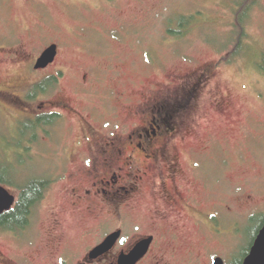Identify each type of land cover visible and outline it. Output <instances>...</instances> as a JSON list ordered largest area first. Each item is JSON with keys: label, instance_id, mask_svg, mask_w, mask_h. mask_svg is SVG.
<instances>
[{"label": "rangeland", "instance_id": "rangeland-1", "mask_svg": "<svg viewBox=\"0 0 264 264\" xmlns=\"http://www.w3.org/2000/svg\"><path fill=\"white\" fill-rule=\"evenodd\" d=\"M104 1L0 0V178L22 185L58 174L56 160L61 157L82 162L95 141L92 134L96 131L102 138L112 130L91 120L98 108L99 114L105 111V94L118 99L121 124L112 131L120 135L137 128L135 116L143 105L172 99L179 103L173 109L183 112L174 115L177 122L172 130L177 138L171 141L185 142L181 147L184 158H216L220 168L210 161L204 172L216 185L225 184L231 211H217L210 232L188 222L180 231L182 246L169 247L163 255L175 264L194 260L210 264V251L211 258L219 255L227 264H241L263 221L245 214L257 209L264 212V0H112L107 5ZM193 16L196 22L189 31L178 32V20ZM172 21L178 23L173 27ZM242 29L247 40L242 55L234 58ZM170 31L183 37L177 40ZM51 46H58L57 64L37 75L34 67ZM86 75L98 83L84 82ZM51 77L58 84L50 85L49 97L69 103L75 111L77 106L79 115H67L66 126L51 144L42 138L31 144L36 139L23 130L27 126L23 116L35 111L31 87ZM44 95L38 96L41 103L47 99ZM15 99L19 104L10 101ZM225 163L230 165L224 176L221 166ZM201 178H196L199 184L205 183ZM10 185L3 187L19 199V191ZM199 187L203 185L192 196L200 201ZM209 190L218 196L213 199L222 201L223 188ZM153 197L151 188L145 190L143 203L129 216L128 225L142 226L143 237L153 233L159 219L156 213L164 208L161 203L152 204ZM51 204L52 209L39 207L34 213L41 259H55L65 248L83 253L91 247L94 240L84 237L91 223L68 228L62 239L57 222L66 209ZM217 204L211 203L207 212H214ZM170 226L163 223L164 230ZM35 237L31 231L21 240L32 243ZM9 239L0 235L1 258L7 252L4 247L11 245ZM42 244L48 246L45 251ZM10 250L6 255L20 253L17 246Z\"/></svg>", "mask_w": 264, "mask_h": 264}, {"label": "flooded vegetation", "instance_id": "flooded-vegetation-1", "mask_svg": "<svg viewBox=\"0 0 264 264\" xmlns=\"http://www.w3.org/2000/svg\"><path fill=\"white\" fill-rule=\"evenodd\" d=\"M111 1L105 0L104 2L107 5L112 4ZM49 49H46L34 67L37 75L47 73L57 64L59 56L55 64L48 69L36 70L39 61ZM31 70L33 71V67ZM109 72L111 71L105 75H109ZM91 79L90 75H86L84 82L98 83V81ZM57 84V78L51 77L31 87L30 97H35L33 101L34 103L36 101L35 111L30 116L25 113L23 117L27 121L25 123H32L33 129L30 134L38 143L39 139L42 138L47 144H51L58 131L66 126L67 115L71 112L79 115L77 106L75 111L72 106L68 105L69 103L57 102L55 96L49 97L50 85L56 87ZM47 88L49 90L45 93ZM43 93L47 94L44 95V98L47 99L41 103V97L38 96ZM190 94L187 96L189 103L193 101L192 96H194L192 92ZM105 95L102 96V99L105 103L103 110L106 112L99 114L98 108L95 110L94 119L91 120L98 124L101 122L103 126L108 125L112 130L115 126L118 129V125L121 124L116 106L118 99L113 100V94ZM10 101L19 104V100ZM23 101L25 102V98ZM178 104L170 99L167 103H158L154 100L152 104L143 105L140 112L135 116L138 119L137 128L135 126L131 133L120 135L119 132L111 130L105 134V137L100 138L95 131V134H92L95 141L88 147L89 156L87 158L76 163L69 157H61L56 160L59 173L39 179L45 183L44 189L46 190V193L43 192L44 201L40 207L52 209L53 204L51 203L54 202V204H58V210L66 209L65 216L57 222L59 228L62 229V239L66 237L68 228L78 224L82 226L89 221L91 226L87 228L84 237L85 240H94L91 247H87L83 253H77L74 248L69 251L68 248H65L55 259L46 256L45 259H41L42 256L39 255V247H37L39 246L40 235L38 229L34 227L33 220L32 226L28 230L18 234L11 233L14 237H11L9 232L0 233V235L9 236V242H11V245L4 247L7 252L2 258L0 257V264H124L123 262L135 252L139 245L150 241L151 244L146 257L138 264H175V262L172 263L168 258H165L163 254L167 252L169 247L177 250L182 246L180 231L185 229L188 222L201 225L209 231L213 227L212 222L217 219V211L221 209L231 211L229 206L230 195L224 188L225 184L222 185V181H220L216 185L211 182L212 179L208 178L211 175L204 172V168L210 161H213V165L216 164L220 168L216 163V158H184L181 147L184 146L185 142L173 143L171 141V139L177 138V133L175 134L172 130L173 125L177 122L174 115L183 112L181 108L173 109V107L179 108ZM152 106L153 109H151ZM173 111L175 114L171 115L170 113ZM181 115L182 113H179L178 117ZM99 139L101 141H98ZM171 150L175 152L171 153ZM191 151L193 152V149ZM192 154L197 155L196 152ZM18 159L22 160L21 158ZM229 165V163H225L221 166L224 176ZM199 176L202 177L201 181L205 183L199 184L196 179ZM200 185H203V188L199 187L202 191V200L199 201L193 198L192 193ZM212 186L223 188L222 201L213 199L214 192L209 190ZM148 188H151V191L156 195L153 197L152 204L154 202L161 203L164 208L162 207L156 213L159 219L153 224V233L148 237H143L140 234L144 231L142 226L128 224L129 216H133L138 206L143 203L141 199ZM244 192L245 190L243 194H245ZM216 197L218 199V196ZM216 202L219 203L216 212H207L211 208V203ZM245 216L253 217V220L259 217L263 219L246 257L248 258L264 230V212L257 209L250 214H245ZM58 218L59 216L56 217V219ZM163 223H170L171 229L164 230ZM31 231L36 236L35 241L22 243V237ZM117 234L121 237L112 250L103 256L94 257V253ZM121 240H124V244L120 243ZM13 246H17L20 253H14L11 256L6 255L11 252L10 248ZM41 247L44 251L48 248L47 245L43 244ZM210 255L209 251L210 264H216L218 260H223L227 264L221 256L211 258ZM196 262L197 260H194L189 264H196Z\"/></svg>", "mask_w": 264, "mask_h": 264}, {"label": "trees", "instance_id": "trees-1", "mask_svg": "<svg viewBox=\"0 0 264 264\" xmlns=\"http://www.w3.org/2000/svg\"><path fill=\"white\" fill-rule=\"evenodd\" d=\"M241 13L243 12V7H240ZM239 12L238 17L241 15ZM174 22V21H172ZM179 22V23H178ZM178 22H174L173 25L175 26L177 23L179 24L178 32L186 33V31H189V28L192 26L193 22H196V19L193 17L187 18L183 17L181 20L179 19ZM241 23H239V26ZM238 26V27H239ZM176 33L173 31H170V36L176 38L179 40L183 36L181 33ZM247 40V36L243 33L242 29V36L240 37V43L238 44L237 51L234 55V58L239 57L242 55V48L245 47L244 41ZM50 87V86H47ZM27 126L26 128H23L24 132L28 135H31L30 132L33 129V125L31 122L25 123ZM35 139V138H34ZM32 140V139H31ZM36 142H30L31 144H34ZM28 142L26 144H29ZM21 151L25 150V147H19ZM23 158V157H22ZM21 158V159H22ZM7 184H11V187H15L19 191V202L17 203L15 209L3 215L0 217V233H21L23 231L28 230L32 226L33 217L35 210L40 207L41 203L44 201L43 192L46 193V190L44 189L45 183L39 179H33V180H27L22 185H19V182L16 184L7 183L4 181V179L0 178V185L5 186ZM244 262V261H243ZM243 262L241 264H243Z\"/></svg>", "mask_w": 264, "mask_h": 264}, {"label": "water", "instance_id": "water-1", "mask_svg": "<svg viewBox=\"0 0 264 264\" xmlns=\"http://www.w3.org/2000/svg\"><path fill=\"white\" fill-rule=\"evenodd\" d=\"M58 58V46H52L39 61L36 70H46L51 65L55 64ZM17 198L11 194L5 187L0 185V217L10 213L17 205ZM121 235L117 234L112 236L101 248L95 253V256H103L110 252L116 242L120 239ZM150 242H144L139 245L135 252L123 263L124 264H138L143 258L146 257ZM216 264H225L223 260H218ZM243 264H264V230L261 232L255 246L253 247L250 255L246 258Z\"/></svg>", "mask_w": 264, "mask_h": 264}, {"label": "snow or ice", "instance_id": "snow-or-ice-1", "mask_svg": "<svg viewBox=\"0 0 264 264\" xmlns=\"http://www.w3.org/2000/svg\"><path fill=\"white\" fill-rule=\"evenodd\" d=\"M120 243H121V244H124V240H121Z\"/></svg>", "mask_w": 264, "mask_h": 264}]
</instances>
